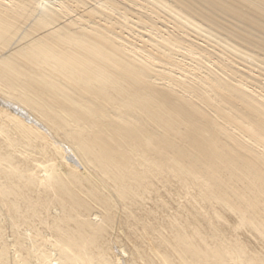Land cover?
<instances>
[{"label":"bare ground","instance_id":"6f19581e","mask_svg":"<svg viewBox=\"0 0 264 264\" xmlns=\"http://www.w3.org/2000/svg\"><path fill=\"white\" fill-rule=\"evenodd\" d=\"M194 1L0 0V264H264V0Z\"/></svg>","mask_w":264,"mask_h":264},{"label":"rangeland","instance_id":"374dc122","mask_svg":"<svg viewBox=\"0 0 264 264\" xmlns=\"http://www.w3.org/2000/svg\"><path fill=\"white\" fill-rule=\"evenodd\" d=\"M122 1H124V2H122L121 4L123 5V6H126V7H128V6H131V5H129V3H127V2H125V0H122ZM168 3L169 2H172V1H175V0H166ZM176 1H182V2H185V1H187V0H176ZM192 1H194V0H192ZM224 2H225V4H226V1H231V0H223ZM237 2H236V4H238L241 8L242 7H244V5H245V2H244V0H236ZM207 2H210L209 4H211V5H208L207 4ZM212 3H216V4H218V5H220L221 3H222V5L224 6V4H223V2H222V0H208V1H206V0H196V1H194L193 2V6H192V8L191 9H194L195 10V8H201V6L202 5H207L208 6V8H212L213 9V6H212ZM262 3H263V1H262ZM202 4V5H201ZM136 8V7H135ZM134 8V9H135ZM152 8H154V7H149L147 10H146V12H147V15H148V19H149V21L151 22V23H155V25H157L158 26V23L160 22V21H165V23H166V25H168L169 26V28H171V27H173V23H174V19H173V17L169 14V13H167V11L166 10H156V11H152ZM202 9V8H201ZM150 11H152V12H155V13H152V12H150ZM195 11H197V10H195ZM245 11H246V9H245ZM218 13H220L219 15H223V14H221L222 12L221 11H219ZM225 19L227 20V22L225 21V20H223V19H220L218 16L217 17H214V20L216 21V22H219V21H221L222 23H223V28L221 29L222 31H224V32H226V33H229L230 31H228V28H229V25H231V26H233V27H235V28H244V29H248V30H250V29H256V27L255 28H251V27H249V26H247L246 24H243V23H238L237 22V20H236V18L234 19V18H232L231 16H225ZM147 20V19H146ZM201 21H205V19H202L201 17H198L197 16V21L196 22H201ZM257 21H259V22H261L260 20H257ZM213 23L212 22H208V26L210 27V26H212L213 27V25H212ZM251 31V30H250ZM254 32H255V30H253ZM186 32L190 35V36H192V37H195V40L196 41H200L201 40V38H200V34L198 33V32H196L194 29H192V28H190L189 29V27L186 29ZM220 35V34H219ZM221 39H225L222 35H220L219 36ZM220 38H217L215 35H214V37H211L210 39L211 40H217V42H220ZM208 40V39H207ZM210 43V45L212 46V48L214 49V50H219V48H217V49H215L216 47H214L215 45V42H209ZM224 44V43H223ZM186 50H188V47H186L185 48ZM219 52V51H218ZM220 52H222V57L223 58H231V53H232V50H230L229 48H225V51H220ZM236 53L234 52V54H232V56H234ZM239 58V57H238ZM227 60V59H226ZM229 60H233L234 61V63H232V64H230V66L231 67H233V68H237L238 67V65H236V64H239V63H237V62H235V59H229ZM239 65H241L240 67L241 68H243V69H245V68H250L251 70H252V73H250L249 74V76H253V77H257V78H259L260 79V82L259 83H264V79H261L260 77H261V75H263L264 76V74L263 73H260L259 71H258V69H254V68H252L250 65H242V64H239ZM242 66H244V67H242ZM257 68V67H256ZM258 76H260V77H258ZM264 78V77H263ZM259 87H261V85H259Z\"/></svg>","mask_w":264,"mask_h":264}]
</instances>
